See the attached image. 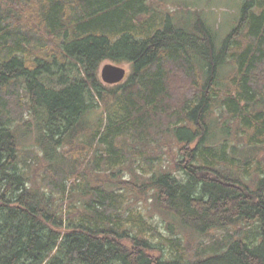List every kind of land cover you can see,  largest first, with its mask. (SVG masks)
I'll return each mask as SVG.
<instances>
[{
  "label": "trees",
  "instance_id": "16d2710c",
  "mask_svg": "<svg viewBox=\"0 0 264 264\" xmlns=\"http://www.w3.org/2000/svg\"><path fill=\"white\" fill-rule=\"evenodd\" d=\"M156 5L0 0V264H264V0L220 43Z\"/></svg>",
  "mask_w": 264,
  "mask_h": 264
},
{
  "label": "rangeland",
  "instance_id": "374dc122",
  "mask_svg": "<svg viewBox=\"0 0 264 264\" xmlns=\"http://www.w3.org/2000/svg\"><path fill=\"white\" fill-rule=\"evenodd\" d=\"M150 3L153 5V3L157 4L155 7L157 9L166 11V12H173L177 13V19L184 20V18L188 17L189 19H192L194 13L198 12L199 14L201 13V17H203L207 23L216 29V32L218 34L217 41L220 43L221 39L225 38L226 35H228L236 26L237 23L239 22L241 18V10L242 6L245 0H148ZM13 7V6H12ZM154 9L156 10V8ZM159 7V8H158ZM154 10V11H155ZM189 13V16L187 14ZM192 13V14H191ZM222 39V40H223ZM48 42H51L53 45L55 43L52 37L47 38ZM218 43V44H219ZM55 46V45H54ZM106 64H115L117 66H121L126 69L127 71V77L131 73V66L128 63H123V64H117L112 61H105L101 64L100 70H99V77L101 79L100 73L101 69L106 65ZM76 73V72H75ZM77 75V73H76ZM181 85V84H180ZM179 93L184 94L185 91H187V86L185 84L181 85L179 88ZM20 92L19 94V100H12V107L10 108V115L14 117L15 123L20 122V120L29 118V99L24 90L18 89ZM16 103H18L16 105ZM1 112V111H0ZM100 115V112L97 113L94 116V120H96ZM28 138L25 139L24 144L25 147L23 149L27 150L26 152L28 153L30 151V154H34L35 152L37 153V149L35 147V141H34V135H27ZM242 149V146H240ZM166 150V148H165ZM166 159L164 160L165 163L168 162L167 156L165 157ZM42 170L40 169H33L34 173V180L40 182L39 180H36L38 177L42 176L41 175ZM32 173V175H33ZM176 175H179V173H176ZM128 176V175H127ZM129 198V196H128ZM135 206L142 207L144 206L142 203L136 204ZM154 223L159 227V230L163 232L165 236H167L166 231L163 228L162 220L156 217ZM161 223V224H160ZM230 233H233V230L227 229V230H216L211 232L209 235L200 238L198 240V243L200 246L202 245L203 248L211 247L212 245H219V249H222L224 246V242L230 237ZM218 249V250H219ZM211 251V250H208ZM213 251V250H212Z\"/></svg>",
  "mask_w": 264,
  "mask_h": 264
},
{
  "label": "water",
  "instance_id": "95a60500",
  "mask_svg": "<svg viewBox=\"0 0 264 264\" xmlns=\"http://www.w3.org/2000/svg\"><path fill=\"white\" fill-rule=\"evenodd\" d=\"M101 80L105 85L113 86L122 83L127 77V71L115 64H106L101 69Z\"/></svg>",
  "mask_w": 264,
  "mask_h": 264
},
{
  "label": "bare ground",
  "instance_id": "6f19581e",
  "mask_svg": "<svg viewBox=\"0 0 264 264\" xmlns=\"http://www.w3.org/2000/svg\"><path fill=\"white\" fill-rule=\"evenodd\" d=\"M102 81V80H101Z\"/></svg>",
  "mask_w": 264,
  "mask_h": 264
}]
</instances>
